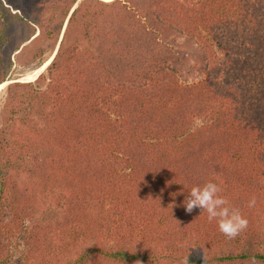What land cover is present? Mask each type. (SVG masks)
<instances>
[{
  "label": "trees",
  "instance_id": "obj_1",
  "mask_svg": "<svg viewBox=\"0 0 264 264\" xmlns=\"http://www.w3.org/2000/svg\"><path fill=\"white\" fill-rule=\"evenodd\" d=\"M207 1L9 13L31 32L0 47V264H264V0ZM208 182L248 220L235 238L185 211Z\"/></svg>",
  "mask_w": 264,
  "mask_h": 264
},
{
  "label": "rangeland",
  "instance_id": "obj_2",
  "mask_svg": "<svg viewBox=\"0 0 264 264\" xmlns=\"http://www.w3.org/2000/svg\"><path fill=\"white\" fill-rule=\"evenodd\" d=\"M38 1L42 2V0H0V29L3 26V24L5 26V33L0 38V47L2 44L4 51H5L4 52L5 55L9 54L13 50L14 47H16L17 45H19L21 43L20 41L22 40V38L31 32L30 29H27V28L23 29L21 24H16L15 22H13V19L10 17L9 13H15V12L19 13V10H15V8L17 7V8H21L23 14L24 13H27V14L31 13L32 14V12L34 10L38 11L40 9V7L39 8L35 7V3ZM149 4H150L149 1H143L140 5L143 8L148 9ZM154 8H155V10H157L160 7L158 5V6H155ZM205 8H208L210 10L211 9L214 10L215 9L214 3H211V0H208ZM163 12H164V10L161 9L160 14H163ZM15 28H16V30H15ZM38 33H39V29H37L36 35ZM140 33L147 35L143 32V30H140ZM148 42L149 41H144V44H145L144 46L146 48H147ZM186 48L189 49V47H186ZM195 51L198 54L196 59H195L196 63L198 64V66L205 68L208 65L209 59H211V61H212V57H211L210 52L208 50H206V53L201 52V51H197V50H195ZM214 51H215V56H218V57L221 56L220 55L221 53L219 52V50L214 48ZM27 56H28L27 58H30L29 54H27ZM190 57H191L190 54H189V56L187 55V58H190ZM49 59H50V53L46 54V59H45L44 63H46ZM11 61H12V67L8 73L9 79H16L17 78L21 81H26L30 78L36 79L42 73L45 75L47 74V71H46L47 67L44 68L43 72L35 74L34 71L38 68L36 63H33L31 65H27L25 63H22V64L16 63L14 55L11 56ZM51 61H52V58H51L50 62ZM50 62H49V64H50ZM178 76H182V75L179 73ZM204 79H205V76H203L202 74H199V73H196V75L194 77H190L186 84L179 78V80H181L180 82H182L183 86H190L193 84H198V83L202 82ZM5 83H6L5 87H3L2 90L0 91V104H2V102H3L6 87L10 82H5ZM3 84H1V85H3ZM202 122H203L202 119H198L196 121L195 125L198 126Z\"/></svg>",
  "mask_w": 264,
  "mask_h": 264
},
{
  "label": "clouds",
  "instance_id": "obj_3",
  "mask_svg": "<svg viewBox=\"0 0 264 264\" xmlns=\"http://www.w3.org/2000/svg\"><path fill=\"white\" fill-rule=\"evenodd\" d=\"M220 192L221 188L214 182L194 186L184 201V208L188 214L195 209L206 212L209 222L216 220L220 233L232 239L248 227V220L241 215L239 209L230 208Z\"/></svg>",
  "mask_w": 264,
  "mask_h": 264
},
{
  "label": "bare ground",
  "instance_id": "obj_4",
  "mask_svg": "<svg viewBox=\"0 0 264 264\" xmlns=\"http://www.w3.org/2000/svg\"><path fill=\"white\" fill-rule=\"evenodd\" d=\"M102 1L109 2V1H111V0H102ZM50 60H51V58H50V59H49L44 65H42V66H40L39 68H37V69L34 71V73H35V74H38V73H40V72H43L44 68L48 66ZM31 79H32V78H30V79H28V80H26V81H34V80H35V78L32 79V80H31ZM36 80H37V79H36ZM5 85H6V83H4L3 85L0 86V91L2 90L3 87H5Z\"/></svg>",
  "mask_w": 264,
  "mask_h": 264
},
{
  "label": "water",
  "instance_id": "obj_5",
  "mask_svg": "<svg viewBox=\"0 0 264 264\" xmlns=\"http://www.w3.org/2000/svg\"><path fill=\"white\" fill-rule=\"evenodd\" d=\"M53 59V58H52Z\"/></svg>",
  "mask_w": 264,
  "mask_h": 264
}]
</instances>
